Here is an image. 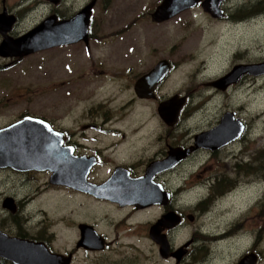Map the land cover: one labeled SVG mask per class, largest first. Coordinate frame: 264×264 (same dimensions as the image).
Instances as JSON below:
<instances>
[{
  "label": "flooded vegetation",
  "instance_id": "flooded-vegetation-1",
  "mask_svg": "<svg viewBox=\"0 0 264 264\" xmlns=\"http://www.w3.org/2000/svg\"><path fill=\"white\" fill-rule=\"evenodd\" d=\"M63 3L64 0H61L59 5H53L55 8L50 12V15L56 16L58 21L69 20L77 14L63 19L61 16ZM5 11L9 17L13 16L16 19L11 32L6 36L18 39L26 35L27 33L16 34L14 32V28L22 21L20 14H13L5 6L0 14ZM90 27L88 41L83 40L75 44L43 50L24 58L0 57L11 61L7 66L9 67L28 57L62 48L82 46L90 51L97 38L90 32ZM0 37L4 41V36L0 34ZM163 61L169 63L167 72L160 77L159 74L153 75V71ZM160 62L151 68L148 65L145 69L147 72L136 76L127 75L124 79H121L118 73L113 72V70L123 67L122 65L77 63L75 64L76 69L71 74L73 77L70 81L71 89L67 95L84 104L78 116L67 118L69 123L59 118L56 125L55 121H47L44 118L24 114L10 125L0 127V130L6 129L26 118L43 121L44 124L41 128L30 130L31 137L28 138L30 140L28 141L33 145L36 144L40 156L46 157L48 161V168L43 166L19 169L0 168V232L3 235L27 242L33 248L37 246L45 248L51 255L62 256L61 263L54 264H212L213 260L218 263L221 261L216 258V250L218 248L229 250L223 245L233 240L229 237L230 231L220 236H211L210 240L195 234L194 238L178 247L175 246L173 239L175 230L186 223L185 219L189 221L190 216H186L183 204L178 203V196L183 190L180 187L172 186L170 181L175 173L178 174L181 170H186L190 164L202 157H207L206 165H208L219 161L222 153L226 154L232 149L236 150L237 146L243 145L249 138L248 123L241 120L236 112H227L221 115L220 121L215 127L198 132L188 129L187 132L178 134V129L182 125L189 124L190 126L194 122H199L198 112L207 104H201L197 108H201L199 111L196 109L197 112L191 113L193 109L190 106L191 97L175 95L170 100L178 97L180 100L184 99L185 102L177 121L170 125L165 122L160 113L159 119L155 115L154 106V113L149 106L162 99L166 83L178 70L174 64L167 60ZM74 72H77L76 76ZM228 74L206 83L204 86L210 87V90L206 96H201L199 101L212 102L213 98H219L223 94L227 96L245 80L254 78L245 75L237 84H233L227 89L218 88L217 82ZM104 77L111 78L115 83L119 80L125 81L123 85L118 86V94L125 101L116 111L110 106L116 100L113 92L106 95V100L101 99L94 102L97 94V90H94L99 89L98 83ZM148 77H151L152 80L147 79ZM144 80L143 87L138 90V85ZM42 86L45 90L44 79ZM91 87L94 92L88 90ZM55 94L61 97L63 93L55 92ZM89 103L90 105H88ZM130 105L132 106L130 107ZM1 106L2 104H0V112L2 111ZM61 108L60 106L57 110L61 111ZM140 113L142 115H139ZM125 114L129 116L127 123H125L126 118L124 119ZM158 119L165 125L164 134L160 133L164 129L156 127L159 123ZM225 119H227L225 124L231 128L234 127L236 121L243 125L244 131L240 138L216 150L203 147L199 143L200 137L214 131ZM246 157L247 154L244 150H241L240 155L234 156L235 186L238 178H252L253 175L256 179L264 181V152L259 150L249 160ZM156 165L159 166L149 175L150 167ZM206 173L207 169H202L201 173L196 175L198 181L203 180L209 184V194L197 208L198 214L209 212L208 207L210 208L216 201L223 199L234 189L229 173L222 175L219 179L210 178L211 182L215 180L213 183L208 181ZM141 180L144 182L140 189L142 194H148L151 188L161 194L160 200L157 199L158 196L154 204H147L144 208H138L131 202L121 199L124 195L130 194L131 197L133 193L135 194L131 184ZM203 182L201 183L204 184ZM158 192L154 191V194L156 195ZM8 201L11 202L10 207L7 205ZM81 206L85 209H81ZM158 209L162 210L160 219L148 223L144 232L139 229L140 223L132 224L133 218L137 219L138 214ZM78 210H82L83 220L77 219ZM54 211V220L49 217L45 218ZM261 211L264 217V209ZM170 214L180 217L181 223L176 227L162 226L160 229V236L165 238L170 248L165 257L161 253V243L154 237L158 233L156 229L158 224ZM84 225L94 228L97 235L103 239V250L93 249L94 242L91 247L87 242L82 244L83 236L80 226ZM60 227L64 231H72L76 235L77 239L75 238L71 245L58 244V230H62ZM105 228L106 230H104ZM115 232V238L110 240L108 235L112 236ZM200 244L202 246L197 247ZM212 247H214L213 252L210 251ZM241 250V257H238ZM243 251L244 249L235 251L233 255L236 254V257L226 264H240L247 256L255 257L256 264L261 260V256L253 245L247 251ZM36 252L39 251L36 250ZM108 253L111 255H107ZM178 253H181L182 256H177ZM228 255L231 254L228 253ZM0 264L15 263L0 257Z\"/></svg>",
  "mask_w": 264,
  "mask_h": 264
},
{
  "label": "rangeland",
  "instance_id": "rangeland-1",
  "mask_svg": "<svg viewBox=\"0 0 264 264\" xmlns=\"http://www.w3.org/2000/svg\"><path fill=\"white\" fill-rule=\"evenodd\" d=\"M92 1L64 0L62 18L72 17ZM162 2L163 0H98L90 27V32L97 38L90 51L82 46L62 48L28 57L9 67L7 66L11 61L0 57V127L10 125L24 114L55 121L56 125L59 118L69 123L67 118L78 116L84 104L67 95L71 89V74L77 63L122 65L123 67L113 72L124 79L127 75L136 76L147 72L145 69L148 65L151 68L162 60L169 61L178 70L166 83L162 99L149 106L152 112L154 106L155 115L159 119L161 103L175 95H189L192 100L190 106L193 108L191 113L199 111L201 108H197L201 104L207 105L198 112L199 122L190 126L187 124L189 127L182 125L178 134L187 132L188 129L198 132L215 127L221 115L227 112H236L241 120L248 123L249 128L248 140L237 146L236 150L222 153L219 161L206 165L208 159L202 157L186 170L175 173L170 184L183 190L178 196V203L183 204L186 216L189 215L194 220L185 219L186 223L175 230L174 244L178 247L194 238L195 234L210 240L211 236H220L230 231L229 237L233 240L222 244L229 250L218 248L216 258L221 261L218 263L213 260L212 264H226L236 257V254L233 255L235 251H247L251 245L261 256L258 264H264V217L261 211L264 209V181L253 175L252 178H238L235 186L234 170V156L240 155L241 150L246 151L248 160L259 150L264 152V76L247 79L227 96L223 94L219 98H213L212 102L199 101L210 90V87L204 86L206 83L223 77L237 66L264 62V7L257 6L264 3V0H224L223 19H213L199 5L166 23L156 24L151 16ZM3 6L13 14L19 13L22 18L14 28L16 34L30 32L51 17L50 12L55 8L45 0H0V11ZM254 7L255 14L250 17L237 19L234 16L242 8L253 11ZM2 42L3 38L0 37V46ZM74 73L76 76L77 72ZM43 79L45 90L42 86ZM124 83L123 80L115 83L111 78H102L98 83L99 89L94 90H97L94 102L106 100V95L113 92L116 100L110 106L114 111L118 110L125 101L118 94V86ZM88 90L94 92L92 87ZM55 92L63 94L60 97ZM60 106L61 111H58ZM128 117L125 114V123ZM159 119L156 127L164 129L160 131L164 134L165 125ZM202 169H207L206 177L210 183L215 182H211L210 178L219 179L229 173L234 189L211 205V209L208 207L209 212L198 214L197 208L209 194V184L196 178ZM81 209L85 208L81 206ZM148 212L141 213L137 219L132 220V224L140 223L139 229L142 232L148 223L160 219L162 214L161 209L157 212L150 211L152 215ZM52 214L45 218L54 220L55 211ZM150 216L153 217L145 219ZM76 217L83 220L82 210L77 211ZM108 236L110 240L114 239L116 232ZM58 238V244L71 245L76 235L62 229L58 230ZM210 251L213 252L214 247ZM241 253L242 250L238 257H241Z\"/></svg>",
  "mask_w": 264,
  "mask_h": 264
},
{
  "label": "water",
  "instance_id": "water-1",
  "mask_svg": "<svg viewBox=\"0 0 264 264\" xmlns=\"http://www.w3.org/2000/svg\"><path fill=\"white\" fill-rule=\"evenodd\" d=\"M46 1L54 6L59 5L61 2V0ZM223 3L224 0H163L162 4L157 7L151 18L154 23L163 24L200 5L203 11L213 19H222L225 15L222 9ZM96 4L97 0H93L69 20L58 21L56 16H51L18 39H12L6 36L11 32L16 23V19L13 16L9 17L6 11L3 12L0 14V34L4 36V41L0 46V56L4 58H24L43 50L71 45L83 40L88 41L92 13ZM168 69L169 63L163 61L159 63L152 74H159L160 77L166 73ZM245 75L253 77L264 76V62L253 65L237 66L226 77L219 80L216 86L218 88L227 89L229 86L237 84ZM147 79L152 80L151 77ZM145 80L138 85V90L143 87ZM184 104V99L180 100V98L175 97L160 105L159 113L165 122L173 125L177 121ZM226 121L227 119L223 120L222 124L214 131L203 134L199 139V143L207 149L216 150L239 139L244 131L243 125L239 121H236L234 127L231 128V126L225 124ZM43 124L44 122L39 119L26 118L17 124L0 130V168L13 167L19 169L29 166H43L48 168L47 158L41 157L42 155L40 156L38 146H36V144L33 145L28 139L31 137L29 134L30 130L39 129ZM158 166L159 165L150 167L149 175L153 173V170ZM142 183L144 184L141 180L131 184V187L134 188L133 192L136 193H133L131 197L129 196L130 194L128 196L124 195L121 199L126 202H131V204H134L138 208H144L147 204H154L158 196L157 199L160 200V192L152 188L148 194H142L140 190L143 185ZM153 190L158 192L156 194L157 196L154 194ZM7 205L10 207L11 202L8 201ZM189 219L191 221L194 220L193 217ZM180 223V217L176 214H170L166 216L156 228L158 233L154 238L161 243V253L165 255V257L168 255L170 248L165 238L160 236V229L162 226L176 227ZM80 229H82L83 236L82 244L87 242L91 247V244L94 242L93 244L95 246L93 249H104L103 239L97 235L94 228L84 225L80 226ZM32 248L33 246H29L27 242L9 238L0 232V257L7 258L15 264H54L61 263L62 261V256L51 255L45 248L43 249L39 246ZM36 250L39 252H36ZM178 255L182 256L181 253H178L177 256ZM256 263L257 259L255 257L247 256L240 264Z\"/></svg>",
  "mask_w": 264,
  "mask_h": 264
},
{
  "label": "trees",
  "instance_id": "trees-1",
  "mask_svg": "<svg viewBox=\"0 0 264 264\" xmlns=\"http://www.w3.org/2000/svg\"><path fill=\"white\" fill-rule=\"evenodd\" d=\"M258 7H264V3H261L259 5H257ZM255 9L253 11H250L248 8H242L240 10H238L237 12H235L234 16L238 19H244L247 17H250L251 14L254 15L255 14V10L256 7H254Z\"/></svg>",
  "mask_w": 264,
  "mask_h": 264
},
{
  "label": "bare ground",
  "instance_id": "bare-ground-1",
  "mask_svg": "<svg viewBox=\"0 0 264 264\" xmlns=\"http://www.w3.org/2000/svg\"><path fill=\"white\" fill-rule=\"evenodd\" d=\"M231 188V187H230ZM150 211H155V212H157V210H150ZM148 212L150 215H152V213L151 212ZM145 213V212H144ZM141 214V213H140ZM139 215V214H138ZM138 215H137V217H138ZM156 215V214H155ZM154 216V215H153ZM153 216H150V217H148V218H145V219H149V218H152Z\"/></svg>",
  "mask_w": 264,
  "mask_h": 264
}]
</instances>
